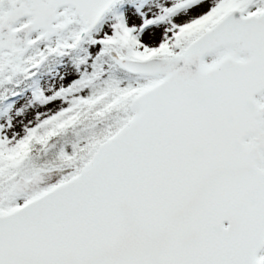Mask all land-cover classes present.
<instances>
[{
  "label": "snow or ice",
  "instance_id": "6c2138e0",
  "mask_svg": "<svg viewBox=\"0 0 264 264\" xmlns=\"http://www.w3.org/2000/svg\"><path fill=\"white\" fill-rule=\"evenodd\" d=\"M0 264H264V0H0Z\"/></svg>",
  "mask_w": 264,
  "mask_h": 264
}]
</instances>
